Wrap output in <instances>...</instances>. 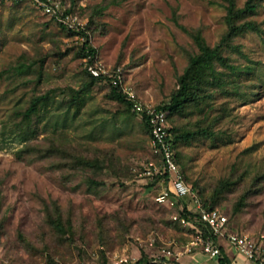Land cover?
<instances>
[{"label": "rangeland", "instance_id": "1", "mask_svg": "<svg viewBox=\"0 0 264 264\" xmlns=\"http://www.w3.org/2000/svg\"><path fill=\"white\" fill-rule=\"evenodd\" d=\"M54 1L71 10L70 26L37 0H0V264H165L164 250L184 248L188 231L173 217L191 200L156 202L142 116L112 96L110 76L84 86L93 66L118 74L136 101L166 105L200 55L195 36L222 60L171 115L181 167L264 253V0L235 19L256 28L230 37L225 0ZM233 1L242 10L251 0ZM82 32L93 58L80 57Z\"/></svg>", "mask_w": 264, "mask_h": 264}, {"label": "built area", "instance_id": "2", "mask_svg": "<svg viewBox=\"0 0 264 264\" xmlns=\"http://www.w3.org/2000/svg\"><path fill=\"white\" fill-rule=\"evenodd\" d=\"M39 8L46 14H50L68 25L69 17L60 11L59 4L54 0H37ZM70 26V25H68ZM89 72L96 78L110 76L113 85H121V77L118 74L106 75L97 67H89ZM134 111L147 117L151 127L150 146L156 160L150 161L144 169L143 176L151 181L159 180L161 191L156 196V202L160 205L175 207L182 201L191 200V204L182 206L181 211L188 213L182 216L175 214L173 220L187 229L188 242L182 250H164L163 258H167L165 264H177V260L184 254L202 253L205 256L216 259L221 254V239L227 241L245 258L255 263L264 264L263 247L260 240L245 234L232 231L228 218L218 209L208 210L200 196L194 191L187 181L181 164L177 161L174 139L167 112L152 105L136 101L130 95ZM262 239L264 236L261 237Z\"/></svg>", "mask_w": 264, "mask_h": 264}, {"label": "trees", "instance_id": "3", "mask_svg": "<svg viewBox=\"0 0 264 264\" xmlns=\"http://www.w3.org/2000/svg\"><path fill=\"white\" fill-rule=\"evenodd\" d=\"M225 1H227L229 4L228 11H229V22H230V27H231L230 32H229L227 37L235 35L236 33L242 31L245 28H256V25L250 24V23H246L245 25L239 26V27L235 25V19L240 18L242 15H244L247 12L255 10L256 6L253 4V0L249 1L247 6L245 7V9H242V10H236V7H235L233 0H225ZM70 13H71V10H67L65 12V15H68ZM60 25L64 28H66L63 23H60ZM78 34H82L83 37H85V39H86V41H85V43L81 49L80 57L84 58V59L89 58V57L93 58L96 54V50L90 45L88 36L84 32L78 33ZM194 40L198 45L200 55L193 59L190 68L181 77L180 88L176 93L173 94L170 102L166 105L158 106V108H162L167 112V117H168L169 123H170L171 115L174 114L175 112L181 110L184 107L185 103L188 100V96L191 93L189 91L190 85L192 82L196 81L197 79H200V74L203 73V72H201V70H206L207 72H209V70H213V63L215 60H217V59L222 60V58L220 56L221 50H220L219 46H216L215 48H210L209 46L206 45L205 41L200 36H195ZM88 77H89V80L84 86L85 89L93 87L94 85H96V83L98 81H101V80L107 78V77L96 78L90 72H89ZM80 93L81 92H78V94L75 97H73V100L78 102L79 101L78 95ZM112 96L117 101H119L120 103H124V104L128 105L129 107L133 108L134 103H133L132 99H130L129 96L123 92L120 85H118V86L113 85ZM46 100H47L46 96H41V97L35 98L32 101V104L29 107V109H27L24 112V114H23L24 120L30 121L32 119V115H34L35 113L38 112V108L40 106V103L42 101H46ZM142 119H143V122L145 124L147 131L151 132V127L147 122V117L145 115H143ZM171 132H172V136L174 139L175 150L177 153V161L181 164L180 158H179V153H178V143H179L178 142V135L173 133L172 129H171ZM185 138L188 139L189 137L186 136ZM186 179H187V177H186ZM187 181H188V179H187ZM192 187H193V185H192ZM204 206L208 210L217 209L215 207H210L205 202H204ZM180 213L182 214V216H185V217L189 215L188 213L183 212V211H181ZM227 218H228V223L230 226V219H229V217H227ZM217 261H218V264H232L231 259L229 258L228 254H226L224 252V250H222V248H221V254L217 257ZM140 264H144V262H142V263L140 262Z\"/></svg>", "mask_w": 264, "mask_h": 264}, {"label": "crops", "instance_id": "4", "mask_svg": "<svg viewBox=\"0 0 264 264\" xmlns=\"http://www.w3.org/2000/svg\"><path fill=\"white\" fill-rule=\"evenodd\" d=\"M221 248L231 259L232 264H257L239 254L227 241L221 242ZM177 264H218L217 258L213 259L202 253L184 254L177 260Z\"/></svg>", "mask_w": 264, "mask_h": 264}]
</instances>
